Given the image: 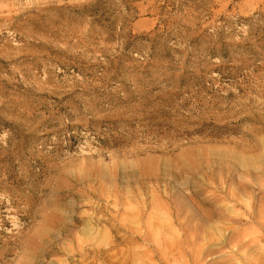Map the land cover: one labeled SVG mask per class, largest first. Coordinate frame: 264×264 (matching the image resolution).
Wrapping results in <instances>:
<instances>
[{"label": "rangeland", "instance_id": "obj_1", "mask_svg": "<svg viewBox=\"0 0 264 264\" xmlns=\"http://www.w3.org/2000/svg\"><path fill=\"white\" fill-rule=\"evenodd\" d=\"M262 254L264 0H0V264Z\"/></svg>", "mask_w": 264, "mask_h": 264}, {"label": "bare ground", "instance_id": "obj_2", "mask_svg": "<svg viewBox=\"0 0 264 264\" xmlns=\"http://www.w3.org/2000/svg\"><path fill=\"white\" fill-rule=\"evenodd\" d=\"M218 220H219V221H217V222H220V221L222 220V217H221V216H218ZM252 238H253V240L245 241V242L241 245V247H243V248H248V247H249V248H250V245H251L252 243L259 242V241H258V238H257L256 236H252ZM227 246H228V245H227ZM231 246L236 247V246H237V243H236V242H231ZM261 257H262V258L264 257L263 254H262ZM179 264H182V263L180 262ZM183 264H188V262H187V261H184ZM245 264H252V263H251V262H246ZM254 264H264V260H263V261H258V260H256V263H254Z\"/></svg>", "mask_w": 264, "mask_h": 264}]
</instances>
